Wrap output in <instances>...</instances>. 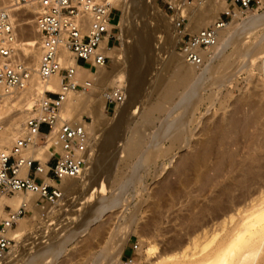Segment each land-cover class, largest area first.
<instances>
[{
    "label": "rangeland",
    "instance_id": "rangeland-1",
    "mask_svg": "<svg viewBox=\"0 0 264 264\" xmlns=\"http://www.w3.org/2000/svg\"><path fill=\"white\" fill-rule=\"evenodd\" d=\"M227 2L215 0L214 6L219 3L231 5ZM190 4L192 9L200 6L199 0H192ZM120 9L119 22H122V28L127 26L130 31L123 55L120 52L121 44L114 47L116 54L122 55L119 71L125 77L126 101L113 115H108L104 110L105 101L99 102V97L91 99L90 104L103 115L94 129V134L96 133L100 142V145L95 146L93 155L94 180L87 184L83 182L82 193L66 194L63 191V198L59 200L56 212L51 216L42 215L41 212L33 215L32 210H28L25 219L18 222V225L25 224L26 232L19 241L15 240L16 248L14 255L8 257L9 264H91L107 240L108 231L111 230L117 246L121 242L120 239L127 238L121 259L133 256L137 258L138 264H148L150 257L145 251L151 247L149 245L157 248V254L153 253L151 256L154 260L158 253L175 239H188L189 235L186 233L190 230L189 219L200 213V209L218 207L216 204L221 202L222 206L226 205L234 210L240 208L243 214H247L257 205L256 201L264 191V87L261 83L264 70H260L256 62L233 66L231 69L229 67L231 77L224 78L227 83L219 90L215 86L217 82H214V77L208 76L202 81L200 92L195 95L189 108L187 103L180 102L179 98L187 92L192 83H183V86H187L178 89L173 102L165 103L162 110L153 113L150 122L145 123L141 119L143 111L147 106L157 103V96L153 92V79L162 76L166 77L169 83L182 82L181 78L174 75L167 61L174 50L178 54V45L170 29L172 23L166 15L164 0H127ZM34 11L32 8L23 7L16 13L19 24L27 22L24 32L31 35L34 34ZM116 15L117 13H113L111 16L115 19ZM184 26L189 28L186 30L189 33L197 29L194 28L193 21L188 23L187 19ZM118 28L121 37V26ZM230 52L231 50H227L225 55ZM22 57L25 59L23 55ZM107 66L106 71L109 72L113 67L112 59ZM136 79L135 92H130L129 86ZM212 81L214 83H211ZM213 84L215 85L212 86ZM84 92H73V95L79 97ZM25 95L20 93L9 98L12 102L8 104L6 113H3L4 104L1 106V126H4L5 122L8 123L13 114L23 115L24 121L31 109L30 107L27 112H23ZM34 96L31 98L32 104ZM110 109L109 106L108 110ZM127 113L133 115L132 121L123 118V114ZM87 116L90 118L89 124H92L93 115ZM173 120H183L187 123L190 134L184 143L185 146L182 143L172 146L169 139L168 141L167 138L157 135L163 125L166 126ZM135 128L143 134L145 132L147 142L144 148L147 151L153 149L154 156L143 164L142 168L139 167L133 172V167L126 170L118 167L116 158L123 155L117 150L119 143L123 142L125 137L128 138L131 129ZM16 129H22V123L13 130ZM100 129L107 132L106 145L102 141L101 132H97ZM7 132L10 130L7 129ZM116 150L119 154H116ZM137 159L138 156L133 161ZM119 174H124V177L114 184L117 176L120 177ZM53 182L60 188L61 180ZM91 195L93 196L90 200L98 197L99 202L110 201L113 208L85 231H80L72 239L66 240L73 231L77 232L83 228L79 226L80 215L84 216L90 205L86 203L83 206L78 202ZM10 197L12 196L0 193V200ZM222 206L220 204L221 208ZM9 207L14 209L7 205L1 206L3 215ZM220 213L218 207L216 214ZM206 214L204 217L205 221L208 220L207 229H210V225L217 222L215 217L218 215L212 216L215 213L212 214L211 211ZM65 240L66 243L62 245L63 250L59 254L52 255L45 250L36 261L31 260L32 255L39 250L58 245ZM134 243L140 245L138 255L137 250L132 249ZM7 261L4 264H8Z\"/></svg>",
    "mask_w": 264,
    "mask_h": 264
},
{
    "label": "bare ground",
    "instance_id": "bare-ground-1",
    "mask_svg": "<svg viewBox=\"0 0 264 264\" xmlns=\"http://www.w3.org/2000/svg\"><path fill=\"white\" fill-rule=\"evenodd\" d=\"M126 1L127 0H115L114 4L115 6L121 8L123 3ZM224 1L227 2V0ZM199 2H200V6L195 9L191 8V4H188L187 6V14H186L187 20L188 23L193 21L194 28H197L195 31L211 24L217 18L218 13L221 9H224L226 7L229 8L232 7L231 3H229L231 5H225L223 3L222 4L219 3V5L215 7L214 6L215 0H199ZM23 7L31 8L28 5H21L18 6L16 10L19 11ZM247 14H251V15H247ZM247 14L245 17L233 16L231 19L228 20L226 25L218 31L217 42L213 47L210 48L209 50L210 55H207V52H203V54L205 55V61L203 64L195 65L188 63L183 59V57L179 53L177 54L175 50L169 55L167 59L168 66L176 77L182 79L181 80L182 82L178 81L179 84L177 83L173 84L171 82L169 83V81H167V78L162 76H156L153 79L152 81L153 92L157 96V103L153 105H149L147 106V108H145L141 116L143 122L145 123L150 122L151 115L153 113L157 111H161L165 103L173 102V100L177 96L178 89L183 88L190 83L192 84L188 87L187 92L179 98L180 102L187 103L188 108L190 106L191 101H193L195 95L200 92L199 89L201 87L202 81H204L208 76L214 77V82L216 80L217 82L216 84L218 86L215 84H213L212 86L215 85L216 88L219 90L224 83H227L226 82L227 79L225 80L224 78L228 76L231 77L232 72H230V69L233 66H243L244 63L246 65L247 63L256 62L255 64L258 66V68L260 70H264V9L257 12H249ZM19 20L22 21V19ZM26 24L27 22L21 24L18 23L19 33H18L17 41L19 48V57L23 58L22 57L23 55L25 57V61L32 70V75L29 80L30 84L27 87V89L23 91H17L16 93L12 95H8L3 99L2 105L4 104L3 108L5 109L3 113L7 112V110L9 109L7 108V106L12 102L11 100L8 99L11 97H15L16 95L17 96L20 95V93L26 94L24 98V104L22 105V107L24 108L23 112H27L31 107L32 104L31 98L34 95H39L45 89L50 91H57L58 86L61 82V78L57 75L50 76L46 82H41L36 77L34 70L37 67L38 58H39L37 35L35 33V30H34V34L32 35L29 33H25L24 28ZM118 26H121L120 31H122L121 34L122 48L120 49V52L123 55L124 46L126 42L129 41L127 39V35H129L128 32L130 31H128L129 29L127 26H125V29L124 26L122 28L121 21L118 23ZM170 29L171 31H173L176 37L175 41L177 42L179 40V34L176 33L175 25L172 24ZM185 29L188 30L189 28L185 27ZM127 44H129V42ZM114 47L115 46L111 47L108 52L113 63V67L111 68V70H109V72L106 71V68L108 67L107 65H109L110 63L103 67H94V66L91 68L81 67V66L76 67V75L80 78L82 75L84 76L83 77L84 79L93 80L94 85L88 90H85V92L82 93L79 97H75L73 95V92H77V91L70 92L62 109L63 115L64 116L70 115V117L73 120H78L80 116L83 114L90 116L93 115V123L90 124L89 126L91 127V131L95 139V145L97 144L100 145V142H98V136L96 135V133L94 134L95 132L94 129L96 127L95 125L98 121H100L103 118V115L97 112L95 108L90 104L91 99H93L94 97H99V102L102 101L103 103L104 101V98L102 96L103 91H105L107 88L120 85L121 83L124 84L125 82V77L121 74V71H119L120 58L122 55L116 54V49ZM128 47L129 45H127V49ZM227 50H231L229 55H225ZM229 59H232V61ZM227 69H229V71ZM222 75L223 78H221ZM214 82L212 81L211 83ZM183 83H187V85L183 86ZM261 83L262 86L264 87V79L261 80ZM136 87H137V79L131 82V85L129 86V91L135 92ZM78 91H82V90H78ZM207 99H209V97ZM22 118L23 115L18 116L13 114L9 117L8 123L3 122L5 125L4 126L0 125V150L8 149V146L11 145L13 139L17 135H19L21 129H16V130L13 129L15 127H19L21 123L23 124L24 121ZM123 118L128 119L127 121H132L133 115L131 113H127V115L123 114ZM7 129H9L10 132H7ZM97 132H101L103 136L102 141H104V144L106 145L108 141L107 132L103 129H100ZM144 134L138 128L131 129L130 136L128 138L125 137L126 139L124 138V141L119 143L117 150L119 151L120 154L123 155L122 156L119 155L120 158L117 157L118 155L115 156L117 157L116 159H118L116 164L118 167L121 166L123 170L133 167L132 169L134 172L154 156L153 149L152 150L149 149V151H147L144 148L145 143L147 142ZM189 134L190 133H189V128H187V123L186 121L183 120L181 121L173 120L170 123H168L166 126L163 125L162 128L159 131H157V135L161 138H167V140L169 139L172 146L173 144L176 143L184 144L189 138L188 137ZM153 141L155 142L156 140ZM47 146L48 145L45 144L44 146H40L37 149V157H39L41 160H43L42 153L46 151ZM117 150H116V154H119L117 153ZM136 156H138L137 161H133ZM114 161L116 163L115 159ZM94 165H95V161L93 158L90 167L87 170H85L81 175L75 177H65L60 179L61 180L60 189L66 192V194L68 192H72L73 194L82 193L83 182L87 184L88 182L94 180V175H95ZM113 169L112 171L114 172L115 170ZM117 170L118 169H116V171ZM25 171L26 168H22L20 170L21 173ZM119 175L120 177L117 176V179L115 176L114 179L116 180L114 181V184H117L124 177V174L123 175L119 174ZM42 177L45 183H50L52 185H54L53 181H59V180L49 179L46 173L43 174ZM0 193L2 192L0 191ZM2 194L8 195L6 193H2ZM93 195L87 197L84 200L80 199V202H78V204L80 203V205L83 206L87 203L90 205V207L87 209V211H85L84 216L83 214L80 215L81 219L79 220L80 221L79 226H83V228L77 232L73 231L69 236L65 238L66 240L72 239L80 231H85L91 224L95 223L97 220L103 217L102 215L104 213L108 212L113 208V205H111L110 201L101 202L100 200L99 202L98 197L90 200V198ZM8 196H12V197L0 200V219L3 217V213L1 212L2 205L14 207L13 210H15L22 203H25L27 205L28 210L30 209L32 210L33 215H37L38 213L44 211V213H46V216H51L56 212L55 208L59 203V200L63 198L62 197L57 201V203L54 204L45 203L43 206H37L35 203L37 199V195L34 193L15 192L14 194H10ZM213 202L215 203L214 200ZM256 202L257 205L254 206L253 209L247 214H243L240 208L239 209L235 208L237 210H234L231 207L228 208L226 205H225L226 207L222 206L221 202L216 204L221 211L219 215L216 214L218 209V207L216 206H212L213 208L211 209L209 208L206 209V207L205 210L200 209L201 210L200 213L189 219L190 230L189 233H186L189 235V236L187 235L189 237L188 239H185L183 237H180L177 240L175 239L174 242L172 241L173 243L162 249L154 260L151 259V256L153 255V253L157 252L156 251L157 248H155L152 245H149L151 247L147 248L145 251V254L148 257H150L148 264L264 263V191L262 192V195L259 197L258 201ZM220 204L222 208L220 207ZM75 209L76 206L74 210ZM206 210H208L207 214H209V212L211 211L212 214L215 213V215L212 216L218 215L215 217V222L216 219L217 222L214 223L213 225L209 224L210 226H212L210 227V229H207L208 220L205 221V217H204L206 214ZM24 217L25 215L21 219H23ZM130 220H132V218ZM15 228L11 231L10 235L13 236L15 240L18 239L19 241V239L22 238V236L26 232L25 224L18 225L16 230ZM211 228H213L212 231ZM125 229H127V227ZM107 234H108L107 240L104 241L105 243H103V246L100 248L98 255H96V257L93 259L91 264H119V263L122 264L121 253L123 250L124 241L127 238L125 239L124 237L123 240L120 239L121 242L120 244H118L119 246H117L116 240L114 241V237H113L114 235L112 233V230L110 232L108 231ZM66 240L62 241L58 245L47 246L42 250H39L37 253L32 255L31 260L36 261V259L39 258V255L42 254V251L45 250H48V252L52 253V255L53 253L59 254L61 250H63L62 245L66 243ZM118 240L119 239H117V241ZM139 249H140V245L136 251L137 255L139 253ZM135 260L138 263L136 257ZM8 262L9 261H7V263Z\"/></svg>",
    "mask_w": 264,
    "mask_h": 264
},
{
    "label": "built area",
    "instance_id": "built-area-1",
    "mask_svg": "<svg viewBox=\"0 0 264 264\" xmlns=\"http://www.w3.org/2000/svg\"><path fill=\"white\" fill-rule=\"evenodd\" d=\"M232 7L224 8L209 25L187 32V6L192 0H164L166 15L179 34L177 51L191 64L205 61L203 52L217 42L218 31L233 16L264 9V0H227ZM115 0H0V111L3 99L29 86L32 70L19 57V25L16 8L28 5L34 11L39 58L34 72L41 82L52 75L61 78L57 91L45 89L34 96L22 129L8 149L0 150V191L34 193L37 206L54 204L63 197L56 185L45 183L42 177L60 180L81 175L90 167L95 152V139L89 126L90 118L83 114L78 120L63 115V106L72 91L88 90L94 81L76 75V67H103L110 63L109 50L120 46L118 23L121 9ZM117 13L114 19L111 16ZM124 84L102 92L104 110L113 115L126 101ZM111 107L110 111L108 107ZM47 144L45 160L37 157V149ZM26 168L21 173L20 170ZM22 203L10 207L0 219V264L14 255L16 241L10 235L18 221L27 213ZM42 215L46 214L44 211ZM138 243L132 245L136 251ZM122 264H138L133 256Z\"/></svg>",
    "mask_w": 264,
    "mask_h": 264
},
{
    "label": "crops",
    "instance_id": "crops-1",
    "mask_svg": "<svg viewBox=\"0 0 264 264\" xmlns=\"http://www.w3.org/2000/svg\"><path fill=\"white\" fill-rule=\"evenodd\" d=\"M82 69V68H81ZM83 76L81 75V78H82ZM47 156H48V154H47V152L45 151V152H43L42 153V157H43V160H45L46 158H47ZM46 173V172H45ZM23 219H25V218H23ZM17 226H18V224H17ZM17 229V228H16Z\"/></svg>",
    "mask_w": 264,
    "mask_h": 264
}]
</instances>
